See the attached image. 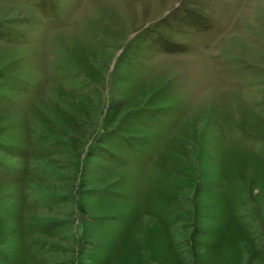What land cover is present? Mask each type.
Listing matches in <instances>:
<instances>
[{"label":"rangeland","instance_id":"obj_1","mask_svg":"<svg viewBox=\"0 0 264 264\" xmlns=\"http://www.w3.org/2000/svg\"><path fill=\"white\" fill-rule=\"evenodd\" d=\"M0 264H264V0H0Z\"/></svg>","mask_w":264,"mask_h":264}]
</instances>
